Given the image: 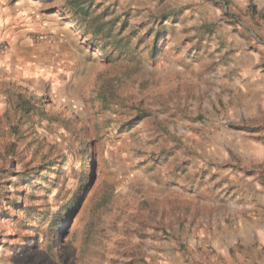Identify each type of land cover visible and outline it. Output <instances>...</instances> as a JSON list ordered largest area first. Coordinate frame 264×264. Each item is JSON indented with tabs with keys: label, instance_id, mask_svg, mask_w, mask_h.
<instances>
[{
	"label": "rangeland",
	"instance_id": "obj_1",
	"mask_svg": "<svg viewBox=\"0 0 264 264\" xmlns=\"http://www.w3.org/2000/svg\"><path fill=\"white\" fill-rule=\"evenodd\" d=\"M0 264H264V0H0Z\"/></svg>",
	"mask_w": 264,
	"mask_h": 264
},
{
	"label": "trees",
	"instance_id": "obj_2",
	"mask_svg": "<svg viewBox=\"0 0 264 264\" xmlns=\"http://www.w3.org/2000/svg\"><path fill=\"white\" fill-rule=\"evenodd\" d=\"M94 23H95V22H94L93 20H91V22H87V25L90 26V27L92 28V26H93ZM102 25H103L102 23H99V24L97 25V27H98V29H97V34H98V35H100V33L103 31L102 29H99V26L101 27Z\"/></svg>",
	"mask_w": 264,
	"mask_h": 264
}]
</instances>
